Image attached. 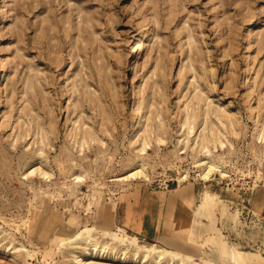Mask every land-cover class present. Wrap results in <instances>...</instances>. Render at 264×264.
<instances>
[{"label":"rangeland","instance_id":"374dc122","mask_svg":"<svg viewBox=\"0 0 264 264\" xmlns=\"http://www.w3.org/2000/svg\"><path fill=\"white\" fill-rule=\"evenodd\" d=\"M263 183L264 0H0V264L264 259ZM169 191L215 239L128 242L122 204Z\"/></svg>","mask_w":264,"mask_h":264},{"label":"crops","instance_id":"0c3cea01","mask_svg":"<svg viewBox=\"0 0 264 264\" xmlns=\"http://www.w3.org/2000/svg\"><path fill=\"white\" fill-rule=\"evenodd\" d=\"M139 195L119 208V223L126 232L170 249L182 250L193 243L200 244L189 237L191 222L186 218L193 212L190 195L178 191ZM253 208L264 217V183L256 190Z\"/></svg>","mask_w":264,"mask_h":264},{"label":"bare ground","instance_id":"6f19581e","mask_svg":"<svg viewBox=\"0 0 264 264\" xmlns=\"http://www.w3.org/2000/svg\"><path fill=\"white\" fill-rule=\"evenodd\" d=\"M137 109H139V106H137ZM213 200H214V198L210 194L206 193L205 196L203 197L202 203L198 206V208L194 212V225L202 222V217H208L211 220L210 228H209L210 232H209V237H208L209 240L215 239V231H216V227H215L214 222H213V216H214ZM89 227H87V226L85 228L82 227L83 229L81 228V230L79 232H77L73 238L69 239V241H67V242H62L60 245L61 246H66V245L71 246L74 244L90 243L91 241L94 240V237H93L94 235L93 236L91 235L92 229ZM107 231H109V230H107ZM189 234H190L189 235L190 239L194 238L195 232L193 229L190 230ZM111 236H112L113 240L123 242V240L120 238L118 232H112ZM135 240H136V237L134 236V237H132L131 240H128V242L135 243L134 242ZM216 242H217V245L220 247L221 253L222 254L223 253L230 254L232 256V259L237 264H264V259H262V257L260 255L255 254V255L249 256L246 253L240 251L239 249L229 246L228 243L224 239H221V238L217 239ZM139 246L140 245H138L137 248H139ZM144 250H147L150 252V251H155L156 248L146 247ZM156 252H158L160 255H163L168 251L165 249H158V250H156ZM177 256H180V255L178 254ZM191 264H193V263H191Z\"/></svg>","mask_w":264,"mask_h":264}]
</instances>
